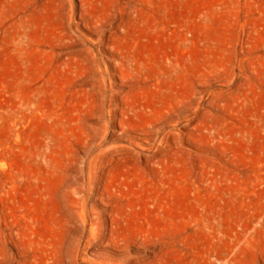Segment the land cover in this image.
I'll return each mask as SVG.
<instances>
[{"label": "rangeland", "instance_id": "374dc122", "mask_svg": "<svg viewBox=\"0 0 264 264\" xmlns=\"http://www.w3.org/2000/svg\"><path fill=\"white\" fill-rule=\"evenodd\" d=\"M0 264H264V0H0Z\"/></svg>", "mask_w": 264, "mask_h": 264}, {"label": "bare ground", "instance_id": "6f19581e", "mask_svg": "<svg viewBox=\"0 0 264 264\" xmlns=\"http://www.w3.org/2000/svg\"><path fill=\"white\" fill-rule=\"evenodd\" d=\"M241 219V218H240Z\"/></svg>", "mask_w": 264, "mask_h": 264}]
</instances>
